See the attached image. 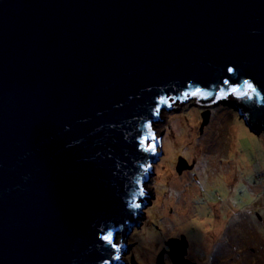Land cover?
Masks as SVG:
<instances>
[{"label":"water","instance_id":"95a60500","mask_svg":"<svg viewBox=\"0 0 264 264\" xmlns=\"http://www.w3.org/2000/svg\"><path fill=\"white\" fill-rule=\"evenodd\" d=\"M229 97L261 134L264 0H0V264H125L161 112Z\"/></svg>","mask_w":264,"mask_h":264},{"label":"rangeland","instance_id":"374dc122","mask_svg":"<svg viewBox=\"0 0 264 264\" xmlns=\"http://www.w3.org/2000/svg\"><path fill=\"white\" fill-rule=\"evenodd\" d=\"M230 101L209 108L203 131L196 99L171 101L161 112L154 130L163 155L146 184L142 202L151 204L130 234L125 264L133 254L137 263L157 264L170 251L166 241L182 235L197 264H264V131L251 132ZM181 157L193 168L179 175ZM165 261L172 263L167 254Z\"/></svg>","mask_w":264,"mask_h":264},{"label":"snow or ice","instance_id":"6c2138e0","mask_svg":"<svg viewBox=\"0 0 264 264\" xmlns=\"http://www.w3.org/2000/svg\"><path fill=\"white\" fill-rule=\"evenodd\" d=\"M104 239L110 241L111 240V234H109L108 236H105Z\"/></svg>","mask_w":264,"mask_h":264},{"label":"flooded vegetation","instance_id":"af4514ba","mask_svg":"<svg viewBox=\"0 0 264 264\" xmlns=\"http://www.w3.org/2000/svg\"><path fill=\"white\" fill-rule=\"evenodd\" d=\"M255 216H256V217H260V216H258V215H256V214H255ZM260 222H261V220H260ZM122 261H123V257L121 258V262H122ZM123 263H125V262L123 261Z\"/></svg>","mask_w":264,"mask_h":264},{"label":"bare ground","instance_id":"6f19581e","mask_svg":"<svg viewBox=\"0 0 264 264\" xmlns=\"http://www.w3.org/2000/svg\"><path fill=\"white\" fill-rule=\"evenodd\" d=\"M189 101V100H188ZM151 204V203H150ZM134 230V229H133ZM136 259V258H135ZM137 260V259H136Z\"/></svg>","mask_w":264,"mask_h":264}]
</instances>
